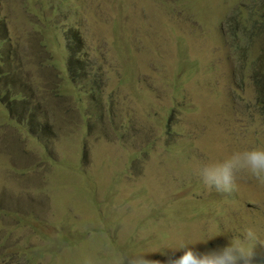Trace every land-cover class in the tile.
Masks as SVG:
<instances>
[{"label": "rangeland", "instance_id": "1", "mask_svg": "<svg viewBox=\"0 0 264 264\" xmlns=\"http://www.w3.org/2000/svg\"><path fill=\"white\" fill-rule=\"evenodd\" d=\"M0 73L2 106L35 110L14 120L28 171L0 143V264L264 239V186L207 191L193 169L264 147V0H0Z\"/></svg>", "mask_w": 264, "mask_h": 264}, {"label": "clouds", "instance_id": "2", "mask_svg": "<svg viewBox=\"0 0 264 264\" xmlns=\"http://www.w3.org/2000/svg\"><path fill=\"white\" fill-rule=\"evenodd\" d=\"M193 169L207 191L232 195L242 174L264 186V147L234 150L221 160L194 159ZM195 245L180 244L165 261L149 258L157 251L114 249L107 259L89 255L82 264H264V251H258L264 249V239L254 227H246L222 246L200 251Z\"/></svg>", "mask_w": 264, "mask_h": 264}, {"label": "crops", "instance_id": "3", "mask_svg": "<svg viewBox=\"0 0 264 264\" xmlns=\"http://www.w3.org/2000/svg\"><path fill=\"white\" fill-rule=\"evenodd\" d=\"M28 40L25 41V43L27 42ZM12 60V59H11ZM8 64L6 65V67H9L11 66V68H16L18 69L17 67H14L12 66L13 65V61H10V62H7ZM10 64V65H9ZM7 74H1L0 73V79L5 77ZM8 76V75H7ZM15 84V83H14ZM12 84V86L14 85ZM18 96H16L17 98ZM28 98H31V96H29V94H27V97L26 99H23L24 101H27ZM17 101V100H16ZM9 104V103H8ZM0 105L2 106V104L0 103ZM6 105V103H5ZM4 108H7L8 111H5L4 115L0 113V143L2 141H6V142H10V143H14V145L17 147V149L19 148V152H20V149H21V152H22V157L25 160V162L23 163H19L17 164L16 162H11V169L13 170H16V168L18 169V171H28L29 170V163H30V159L29 157L26 156L25 154V151L23 150L22 148V145H21V141H20V138H22L21 140L23 141L24 140V136L20 137L19 134L21 132L25 133V135L27 133H30L31 131V134L32 135V123L29 121V119L27 118H21V122H16V124L14 123V120L17 119L16 116H19V115H25L29 112V114L31 115L32 113V117L34 115V112L35 110L33 109H12L11 106H2ZM39 113H42L40 115L42 116H54V117H57V116H67V114L63 111V110H59V109H55L54 111H52V108L51 109H45V110H40L38 111ZM63 113V114H62ZM27 114V115H29ZM19 119H17L18 121ZM69 120V119H68ZM67 120V121H68ZM58 121L60 122H64L65 121V118L64 119H58ZM70 121V120H69ZM66 127V125H65ZM65 127H64V131H65ZM72 127V125L70 126V128ZM67 130L66 131H69L68 128H66ZM72 131V130H71ZM30 136H26V139H28ZM56 138V137H55ZM54 138V139H55ZM32 139H33V136H32ZM21 154H19L20 156ZM18 156V157H19ZM13 170V171H14ZM13 171H10L8 170V177L9 178H12V179H15V177L13 176L15 174V172ZM11 179V180H12ZM6 206H8L7 203H4Z\"/></svg>", "mask_w": 264, "mask_h": 264}]
</instances>
